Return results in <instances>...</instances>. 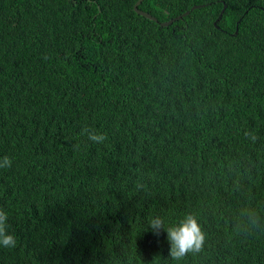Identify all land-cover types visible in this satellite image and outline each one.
I'll use <instances>...</instances> for the list:
<instances>
[{"label": "trees", "instance_id": "1", "mask_svg": "<svg viewBox=\"0 0 264 264\" xmlns=\"http://www.w3.org/2000/svg\"><path fill=\"white\" fill-rule=\"evenodd\" d=\"M136 2L0 0V264H264V0ZM187 214L173 261L148 219Z\"/></svg>", "mask_w": 264, "mask_h": 264}, {"label": "clouds", "instance_id": "2", "mask_svg": "<svg viewBox=\"0 0 264 264\" xmlns=\"http://www.w3.org/2000/svg\"><path fill=\"white\" fill-rule=\"evenodd\" d=\"M82 135H86L88 140L103 144L107 135L97 132L94 129L84 128ZM246 136L255 140L256 136L252 132H246ZM12 161L9 157L0 158V169L10 168ZM138 187H141L138 185ZM264 223L257 210L250 205H246L237 210L235 214L234 230L240 234H249L252 230L260 227ZM148 225L155 235H159L161 229L167 233L170 243L169 257L173 261H180L189 253L197 254L203 250L205 234L201 225L193 214H187L177 223L166 225L160 216H152L148 219ZM8 213L0 209V247L12 249L17 245L16 237L8 231Z\"/></svg>", "mask_w": 264, "mask_h": 264}, {"label": "water", "instance_id": "3", "mask_svg": "<svg viewBox=\"0 0 264 264\" xmlns=\"http://www.w3.org/2000/svg\"><path fill=\"white\" fill-rule=\"evenodd\" d=\"M143 0H137V2L134 4V11L136 12V14L146 18V19H149V20H152L154 22H157L156 18L151 16L150 14L144 12V11H141L138 9V6L140 5V3L142 2ZM196 8V7H194ZM225 7L223 8L222 12L224 11ZM189 12H186L185 14L182 15L185 16L186 14H188ZM181 17H178L177 19H180ZM173 20H170V21H167V22H163V23H160V26L162 27H168L170 24H172ZM237 32V30H236Z\"/></svg>", "mask_w": 264, "mask_h": 264}]
</instances>
